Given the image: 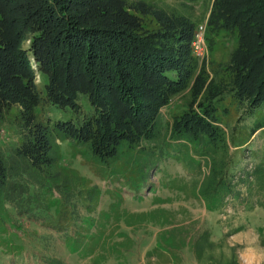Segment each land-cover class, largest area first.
Segmentation results:
<instances>
[{"label": "trees", "instance_id": "trees-1", "mask_svg": "<svg viewBox=\"0 0 264 264\" xmlns=\"http://www.w3.org/2000/svg\"><path fill=\"white\" fill-rule=\"evenodd\" d=\"M131 7L129 12L124 2L102 0H0L2 204L14 203L7 200L10 191L23 184L13 182L16 177L26 179L18 190L22 200L29 185L56 188L61 200H77L75 189H66L74 182L56 167V140L84 147L96 164L115 160L153 139L160 107L184 92L187 101L172 115L166 140L207 147L208 173L197 187L203 198L231 191L224 181V161L216 156L223 148V134L214 124L217 103L230 96L241 108L246 105L244 116L264 105V0L210 1L208 48L220 32L230 35L228 42L236 39L221 68L228 78H218L214 70L210 80L191 48L200 18L149 2ZM81 97L86 112H81ZM53 110L61 118L53 120ZM260 127L250 126V133ZM11 132L17 138L8 145ZM146 161L145 169L152 163Z\"/></svg>", "mask_w": 264, "mask_h": 264}, {"label": "rangeland", "instance_id": "rangeland-1", "mask_svg": "<svg viewBox=\"0 0 264 264\" xmlns=\"http://www.w3.org/2000/svg\"><path fill=\"white\" fill-rule=\"evenodd\" d=\"M102 1L124 2L129 12L149 2L200 18L199 24L206 23L211 0H184L188 5L178 0ZM229 36L215 35L206 56L198 59L208 80L214 70L218 78L229 76L221 69L236 43L234 37L228 42ZM31 67L40 82L32 56ZM187 97L177 94L160 107L153 139L101 165L84 147L56 140V167L68 173L75 185L66 189L74 188L78 199L63 201L56 188L29 185L22 200L18 190L26 179L16 177L13 182L23 184L10 191L7 200L14 203L2 204L0 197V264H264V105L244 116L246 105L241 108L230 96L217 103L214 124L223 134L224 149L219 147L216 156L224 161V181L231 191L205 199L197 187L208 173L207 147L166 140V127ZM79 102L86 112L84 98ZM49 114L61 118L57 110ZM258 123L262 127L251 134L250 126ZM7 136L8 145L17 138L12 132ZM146 160L155 166L145 169Z\"/></svg>", "mask_w": 264, "mask_h": 264}, {"label": "built area", "instance_id": "built-area-1", "mask_svg": "<svg viewBox=\"0 0 264 264\" xmlns=\"http://www.w3.org/2000/svg\"><path fill=\"white\" fill-rule=\"evenodd\" d=\"M206 23H199L191 40L192 53L197 59L202 60L207 53Z\"/></svg>", "mask_w": 264, "mask_h": 264}, {"label": "crops", "instance_id": "crops-1", "mask_svg": "<svg viewBox=\"0 0 264 264\" xmlns=\"http://www.w3.org/2000/svg\"><path fill=\"white\" fill-rule=\"evenodd\" d=\"M62 264H66V263L62 262Z\"/></svg>", "mask_w": 264, "mask_h": 264}]
</instances>
